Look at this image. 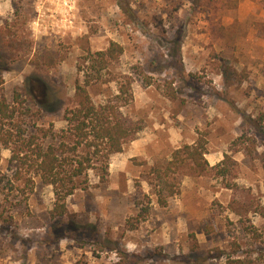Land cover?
<instances>
[{
  "label": "rangeland",
  "instance_id": "1",
  "mask_svg": "<svg viewBox=\"0 0 264 264\" xmlns=\"http://www.w3.org/2000/svg\"><path fill=\"white\" fill-rule=\"evenodd\" d=\"M112 40L125 51L89 90L139 130L110 156L106 181L90 168L57 218L53 186L18 180L2 148L0 264H264L263 3L0 0V94L19 115L6 126L60 133L88 56ZM198 139L208 169L181 167L169 195L155 167Z\"/></svg>",
  "mask_w": 264,
  "mask_h": 264
},
{
  "label": "trees",
  "instance_id": "2",
  "mask_svg": "<svg viewBox=\"0 0 264 264\" xmlns=\"http://www.w3.org/2000/svg\"><path fill=\"white\" fill-rule=\"evenodd\" d=\"M260 3L264 6V0H260ZM124 51L122 43L112 40L105 50L88 56L90 63L83 80L76 83L74 104L65 109L63 119L66 127L60 133L49 127L40 129L42 136H39L26 132L16 122L9 123L12 127H7L5 122L19 115H16L15 107L10 106L5 95L0 94V156L2 148H11V161L19 166L16 172L18 180L24 178L25 172L34 173L44 183L53 186L56 196L55 206L51 210L53 217L66 215L67 197L76 189L89 186L87 174L90 168L100 166L101 181H106L110 156L122 151L123 145L134 138L139 130L122 117L119 103H96L89 90L90 86L105 82L104 70L119 59ZM118 88V99L124 104L131 102L132 80L127 78L121 81ZM170 96L177 98L173 91H170ZM45 138H51L52 141L45 143ZM205 153V141L198 139L193 144L187 143L173 150L165 169L155 167L156 177L164 183L169 195L180 193L176 174L181 167L189 164L198 174L208 169L209 161ZM226 157L229 158V155ZM226 168L222 172H226ZM160 203L166 204V197L161 196ZM227 261L228 264L242 262L232 258Z\"/></svg>",
  "mask_w": 264,
  "mask_h": 264
}]
</instances>
